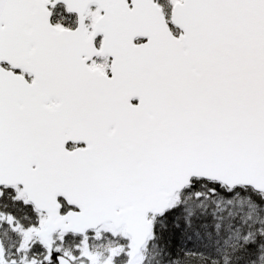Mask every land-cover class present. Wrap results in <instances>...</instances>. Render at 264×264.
Listing matches in <instances>:
<instances>
[{"label":"snow or ice","instance_id":"obj_1","mask_svg":"<svg viewBox=\"0 0 264 264\" xmlns=\"http://www.w3.org/2000/svg\"><path fill=\"white\" fill-rule=\"evenodd\" d=\"M0 264H264V0H0Z\"/></svg>","mask_w":264,"mask_h":264}]
</instances>
